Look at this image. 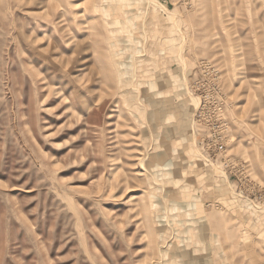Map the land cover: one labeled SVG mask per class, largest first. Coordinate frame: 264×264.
Instances as JSON below:
<instances>
[{
    "label": "rangeland",
    "instance_id": "rangeland-1",
    "mask_svg": "<svg viewBox=\"0 0 264 264\" xmlns=\"http://www.w3.org/2000/svg\"><path fill=\"white\" fill-rule=\"evenodd\" d=\"M0 264H264V0H0Z\"/></svg>",
    "mask_w": 264,
    "mask_h": 264
},
{
    "label": "built area",
    "instance_id": "built-area-1",
    "mask_svg": "<svg viewBox=\"0 0 264 264\" xmlns=\"http://www.w3.org/2000/svg\"><path fill=\"white\" fill-rule=\"evenodd\" d=\"M209 64V63H208ZM208 64H206V68L209 70V69H213V71H215L216 73H215V76H216V74H217V71H216V69L212 66V65H208ZM219 78V77H218ZM199 112V111H198ZM197 112V113H198ZM201 115V113L199 112L198 113V116H200ZM215 122H213L211 125H210V133L212 132V135L214 134L215 136L216 135H221V136H224L225 135V131H226V129L228 128V123H227V121H226V119H225V117H224V115L222 114V110L221 109H217L216 111H215Z\"/></svg>",
    "mask_w": 264,
    "mask_h": 264
},
{
    "label": "bare ground",
    "instance_id": "bare-ground-1",
    "mask_svg": "<svg viewBox=\"0 0 264 264\" xmlns=\"http://www.w3.org/2000/svg\"><path fill=\"white\" fill-rule=\"evenodd\" d=\"M193 103L196 104V101H195L194 99H193ZM194 106H195V105H194ZM194 106H193V107H194Z\"/></svg>",
    "mask_w": 264,
    "mask_h": 264
}]
</instances>
